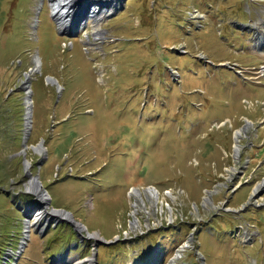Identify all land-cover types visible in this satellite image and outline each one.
I'll return each mask as SVG.
<instances>
[{
    "label": "rangeland",
    "instance_id": "rangeland-1",
    "mask_svg": "<svg viewBox=\"0 0 264 264\" xmlns=\"http://www.w3.org/2000/svg\"><path fill=\"white\" fill-rule=\"evenodd\" d=\"M51 12L49 0H0V264H161L195 226L197 248L174 264H264V205L240 209L264 190V52L250 48L264 0H126L84 39L89 52ZM36 58L28 129L21 88ZM32 178L49 213L85 230L39 221ZM249 226L259 235L243 248Z\"/></svg>",
    "mask_w": 264,
    "mask_h": 264
},
{
    "label": "bare ground",
    "instance_id": "bare-ground-1",
    "mask_svg": "<svg viewBox=\"0 0 264 264\" xmlns=\"http://www.w3.org/2000/svg\"><path fill=\"white\" fill-rule=\"evenodd\" d=\"M57 1L56 0L51 1V3H52L51 7L53 9L54 17L57 19L56 22L58 23L60 29L62 31H67L68 33H72V31H74L76 29L77 30L81 29L78 26H76V29H75V27H72L71 23H73L74 16L69 13V10L66 11V12H63L67 8L68 4H64L63 1H59V0H57ZM96 1H98V0H96ZM60 2H63L61 7H60ZM76 5L77 4L72 5L71 7L74 9ZM115 10H116V8L112 9V11H115ZM112 11L111 10L110 11L106 10L105 12L97 14L96 13L97 12L96 9H94V11H92L93 13H91L92 15L89 16V17H92L94 19L93 20L94 29H93L92 34L96 38H99L100 36L103 35L104 32H103V30H102L100 25L104 21V19H106L108 17V14L111 13ZM84 13H87V12H84ZM94 14H96V15H94ZM261 21H263V20H261ZM259 23L256 24L257 27H256L255 30L257 32V36H256V38L254 40L255 43H253L250 46L251 50L254 49L255 51H258V53L259 52H264V44H263L264 40H261L262 38H264V30H261V29L264 28V21L260 25H259ZM81 30L83 32H85V34L87 35V38H89L88 37V31L84 28V26H83V29H81ZM78 34H79V32H78ZM40 68H41V61L39 60V58H36L35 66L33 68H31L30 73L27 74V80H28L27 82H31L32 81L33 76L37 72L40 71ZM263 72H264V70L262 71V74L260 73V76L264 77V73ZM255 75H257V74H255ZM25 98H26V105H27V116L30 115L31 118H32V111H33L32 110L33 109L32 99H31L32 98V92L29 91ZM30 126H31V122L29 123L27 128H30ZM248 126H251L250 123H248ZM248 131H249V129H248ZM242 137H243V133L242 132H237L236 133L237 142H239ZM240 150H241V147H240V144H238L237 147H236V153H235V155L237 157H238V154H239ZM35 151L38 152L39 154L44 153V151H45L44 145L43 144L40 145V146L38 145V147H35ZM30 166H31L30 163H27V167L30 168ZM26 188L29 191L33 192L38 197V203L40 205V208H39V210H37L38 213L37 214L34 213V214H35V216L37 215L36 217L39 218V221H41L44 218L45 215H50V216H54V217L59 215V216L66 217L68 220H70V221H72L74 223L72 217L69 214H67L66 212L64 213V212H61L59 210H53L51 213H49L45 209L44 206L46 204H48L50 198H49L48 194L45 193L44 190H42L41 182H40L39 178H32ZM261 188H263V183H260L258 185L257 189L260 190ZM133 191H134L133 194H136V196H137L136 197L137 198V202L139 203L138 198H140L141 201L144 203L145 201H144V198H143L141 190L140 191L139 190H133ZM144 191H147V190H144ZM145 194L148 196L149 200H151L154 205H156L160 201V196H159L158 191L150 190L149 192L148 191L145 192ZM140 205L141 204L139 203V206ZM139 224H140L139 220L136 217V220L134 221L133 225H134V227L137 228L138 226H140ZM74 225L80 231H84L85 230L84 226H82L81 224H79L77 222H75ZM90 237L93 238V239H98L99 238L98 235H96V234H90ZM85 262H90L91 264L94 263V261L91 260V259H86V260H82V261L80 260L79 262L76 261L74 263L64 259V260H62L61 264H83Z\"/></svg>",
    "mask_w": 264,
    "mask_h": 264
},
{
    "label": "water",
    "instance_id": "water-1",
    "mask_svg": "<svg viewBox=\"0 0 264 264\" xmlns=\"http://www.w3.org/2000/svg\"><path fill=\"white\" fill-rule=\"evenodd\" d=\"M74 0H69L68 2V9L69 10H72L73 8L71 7L72 5H75V4H77V3H79L80 5L82 4V2H81V0L79 1V0H75L74 2H73ZM79 1V2H78ZM89 2H88V4H87V6L85 7V10L86 11H88L90 8H92L93 7V4L94 3H96V1L95 0H88ZM102 4L100 3V11L102 10ZM122 9H123V7H122ZM78 10V7H76L75 6V8H74V10L73 11H77ZM26 81H28L27 80V76H26V80H25V82H23V85H22V91L25 93V97H26V95H27V93L30 91V92H32V90L30 89V86H31V82H26ZM47 81L50 83V84H58V81H57V79L56 78H54V77H52V76H49L48 78H47ZM32 99V98H31ZM25 101H26V98H25ZM32 103H33V101H32ZM25 104H26V102H25ZM26 108H27V105H26ZM25 121H26V124H25V127L27 128L28 127V125H29V123L31 122V116L29 115V116H27V111H26V118H25ZM29 129V128H28ZM42 190H44V189H42ZM45 191V193H47V191L46 190H44ZM264 193V190H262L261 192H259L258 194H255V196H254V198L255 199H257V198H259L262 194ZM67 214H69V212H66ZM71 215V214H70ZM73 223V222H72Z\"/></svg>",
    "mask_w": 264,
    "mask_h": 264
},
{
    "label": "built area",
    "instance_id": "built-area-1",
    "mask_svg": "<svg viewBox=\"0 0 264 264\" xmlns=\"http://www.w3.org/2000/svg\"><path fill=\"white\" fill-rule=\"evenodd\" d=\"M92 25H91V29L93 30V22L91 23ZM252 179V176H250V179H246V180H242L243 182H246V183H248V182H251L250 180ZM242 184V182L241 181H239V184H235L234 186H235V188L233 189V191L239 186V185H241ZM146 190H155L154 188H148V189H146ZM258 204V203H257Z\"/></svg>",
    "mask_w": 264,
    "mask_h": 264
},
{
    "label": "trees",
    "instance_id": "trees-1",
    "mask_svg": "<svg viewBox=\"0 0 264 264\" xmlns=\"http://www.w3.org/2000/svg\"><path fill=\"white\" fill-rule=\"evenodd\" d=\"M2 195V194H1ZM176 246H174L173 248H171V253L175 250ZM4 255V254H3Z\"/></svg>",
    "mask_w": 264,
    "mask_h": 264
},
{
    "label": "flooded vegetation",
    "instance_id": "flooded-vegetation-1",
    "mask_svg": "<svg viewBox=\"0 0 264 264\" xmlns=\"http://www.w3.org/2000/svg\"><path fill=\"white\" fill-rule=\"evenodd\" d=\"M56 1H57V0H56ZM60 1H62V0H60ZM261 167H262V168H264V164H263V165H261Z\"/></svg>",
    "mask_w": 264,
    "mask_h": 264
}]
</instances>
